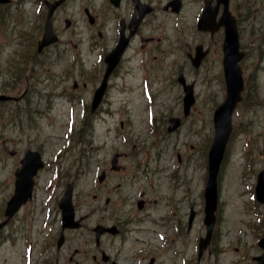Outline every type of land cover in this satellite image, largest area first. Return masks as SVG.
Listing matches in <instances>:
<instances>
[{"label":"rangeland","instance_id":"rangeland-1","mask_svg":"<svg viewBox=\"0 0 264 264\" xmlns=\"http://www.w3.org/2000/svg\"><path fill=\"white\" fill-rule=\"evenodd\" d=\"M12 1L14 4L0 7V93L25 94L16 102H0V219L4 202L14 190V166L25 148L39 147L49 166L39 177L38 199L1 232L0 264H29V259L31 264H39L41 235L36 228H44L47 219L39 214L32 225L30 218L38 215L47 195L45 187L54 179L55 188L51 186L49 192L63 191L70 181L74 192L99 194L108 189L129 192L137 189V183L152 182L167 196L173 168L177 170L173 181L181 185L174 196L181 198L184 193L187 202L194 204L196 216L184 248L187 257L190 252L196 256L197 237L205 233L203 192L214 135L213 112L223 101L226 88L223 32L203 33L196 28L202 0H183L181 11L175 14L163 11L166 0H156L157 10L132 40L106 97L93 113L91 91L103 67V63L94 65L97 53L108 51L117 41L118 19L129 16V1L122 0L120 8L113 9L108 0H69L54 17L60 39L41 57H36V43L44 20L35 17V2ZM84 7L103 17L100 28L89 24ZM221 9L222 5L217 17ZM229 9L238 18L240 43L247 51L240 63L245 80L243 98L232 114V132L218 175V220L213 239L217 255L204 253L201 263L194 258L193 264H248L250 255L261 254L256 241L264 230V204L257 203L252 194L257 173L264 170V0H230ZM17 11L22 13L18 22L12 17ZM65 18L72 21L71 27H65ZM97 27L104 34L101 38ZM97 40L96 49L93 43ZM198 42L209 54L200 68H194L187 54ZM180 73L194 89L195 102L188 116L183 114L184 92L177 80ZM254 97L259 100L256 104ZM170 116L182 120L173 132L166 130ZM12 150L17 153L11 155ZM114 152L120 154L124 169L111 174L106 188L100 187L96 175L110 167ZM132 173L139 179L131 184ZM78 197L89 201L88 195ZM101 203L104 205L103 198L91 206ZM91 206L84 205L81 211ZM93 212L97 219L104 215ZM28 239L33 242L30 257ZM235 246L239 251H234Z\"/></svg>","mask_w":264,"mask_h":264},{"label":"flooded vegetation","instance_id":"flooded-vegetation-1","mask_svg":"<svg viewBox=\"0 0 264 264\" xmlns=\"http://www.w3.org/2000/svg\"><path fill=\"white\" fill-rule=\"evenodd\" d=\"M41 1L42 13L46 14V3L49 0ZM128 1L132 6L129 16L126 21L121 18L127 33L134 26L129 22L130 16L137 13L132 0ZM59 9L55 10L53 20ZM153 11L146 16L151 15ZM94 17L98 24L99 15L94 14ZM43 169L44 165L35 174L32 201L38 187L37 179ZM119 170H122L121 166L106 173ZM61 194L57 192L53 198L54 225L51 233L46 235L49 248H45V253L51 261L46 264H179L183 257L186 258L184 247L191 235L192 226L189 227L188 218L193 202H187L184 193L181 198L168 194L162 196L163 193L157 191L153 184L150 190L144 188L139 192L108 189L104 192V215L101 220L84 214L77 228L62 227L58 208ZM82 194L86 193H78ZM88 195L93 201L98 198L96 192ZM186 202L188 206L183 211ZM74 205L79 216L81 203L75 200ZM96 226L103 227L99 236L95 230ZM188 260V263L192 264V257H188Z\"/></svg>","mask_w":264,"mask_h":264},{"label":"water","instance_id":"water-1","mask_svg":"<svg viewBox=\"0 0 264 264\" xmlns=\"http://www.w3.org/2000/svg\"><path fill=\"white\" fill-rule=\"evenodd\" d=\"M2 1V0H0ZM63 0H56L51 4L48 18L46 20L44 34L42 40L39 42L38 50L40 51L44 46L54 42L56 36L52 29V23L50 15L53 9L62 2ZM115 5H118L119 0H111ZM229 0H216V6L212 8L210 6L211 0H207L204 11L198 21V28L203 30H210L211 32L216 31L220 26L224 25V70L225 78L227 83V95L222 104L218 106L214 114L215 122V135L213 142L209 149L208 154V180L205 186L204 197H205V218L204 222L207 227V236L200 241V249L206 245L209 240L212 227L215 220V209L217 205V176L219 167L223 159L226 142L231 130V113L235 107L236 102L240 99V92L243 88V81L241 77V71L237 65L238 60L243 56V52L239 51L238 32L236 26V20L232 16L228 9ZM220 3H223V13L218 21H216V14ZM126 45V41L120 38V42L110 52L106 58L108 67L102 79L100 87L96 90L93 101L92 109L94 110L102 99L103 93L106 89L107 78L118 63L123 49ZM201 47H197V57L194 59V65H198L200 59L205 52H200ZM179 80L184 83L182 76ZM186 95L184 97V113L188 114L190 106L194 102L192 93V85H184ZM10 97L1 95L0 99H8ZM180 125L179 118H170L168 130L172 131ZM36 153L26 152L25 157L22 160V167L17 171L16 189L12 198L9 200L6 208V214L10 217L18 206L26 200L30 193L31 187V172L36 168L34 163L36 160ZM116 156L113 160H115ZM71 192L72 185L67 186L65 195L61 201V206L64 210V216L67 217L71 214ZM256 196L260 202H264V175L263 171L259 173L258 182L256 185ZM4 223H1L3 225ZM259 244L264 248V235L260 239ZM259 264H264V255L260 256Z\"/></svg>","mask_w":264,"mask_h":264}]
</instances>
